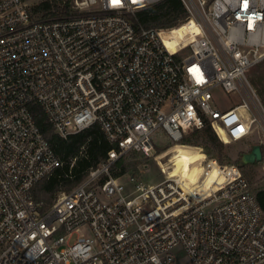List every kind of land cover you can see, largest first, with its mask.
Masks as SVG:
<instances>
[{"label":"built area","instance_id":"built-area-1","mask_svg":"<svg viewBox=\"0 0 264 264\" xmlns=\"http://www.w3.org/2000/svg\"><path fill=\"white\" fill-rule=\"evenodd\" d=\"M163 1L72 0L36 21L28 1L0 0V264H264V209L238 166L205 154L200 182L213 169L223 180L204 190L166 170L171 156L156 182L112 171L128 153L156 154L159 131L171 146L158 157L206 121L230 143L264 119L247 76L264 60V0H181L175 26L138 21ZM191 21L199 33L173 51L165 37ZM218 88L241 101L214 107ZM32 103L61 136L98 124L118 147L46 209L33 188L63 162Z\"/></svg>","mask_w":264,"mask_h":264},{"label":"trees","instance_id":"trees-1","mask_svg":"<svg viewBox=\"0 0 264 264\" xmlns=\"http://www.w3.org/2000/svg\"><path fill=\"white\" fill-rule=\"evenodd\" d=\"M26 1L29 2L32 18L36 21L58 18L72 11V0H36L33 3L31 0ZM137 15L138 21L145 27H171L186 18L188 13L181 0H165L149 9L140 10ZM189 24L197 32V24L194 21L189 22ZM166 41L171 49L176 50L174 41ZM30 108L40 130L49 141L57 157L63 162L53 174L40 180L33 188L35 200L41 203L43 209H46L53 204L56 198H54L55 192L61 188L67 187L72 189L78 185L92 167H96L106 161L109 157V151L113 148L118 149V147L109 141L105 132L98 124L70 134L68 137H63L56 132V129L39 103H32ZM180 143L204 146L208 150V155L220 158V160L223 159L218 152V147L223 144L216 136L208 121L205 122L203 128L185 134ZM169 146L171 144L159 147V150L168 148ZM128 154L131 157L126 159V155ZM128 154L116 161L112 167L115 175L130 173L129 171L139 162L135 156H143L136 152ZM243 154L240 158L241 163H244ZM197 182L198 179H195L193 183ZM255 193L264 209V189H260Z\"/></svg>","mask_w":264,"mask_h":264},{"label":"rangeland","instance_id":"rangeland-1","mask_svg":"<svg viewBox=\"0 0 264 264\" xmlns=\"http://www.w3.org/2000/svg\"><path fill=\"white\" fill-rule=\"evenodd\" d=\"M32 3L36 2V0H31ZM195 32L193 27L190 26L189 23L181 25L174 29L173 36L174 39H169L175 42V45L178 43L179 39L184 38L186 33ZM177 42V43H176ZM247 76L252 85L254 86L257 94L259 95L262 104L264 105V60L247 71ZM215 99L213 101L214 107L220 108H228L231 105L238 103L241 101V96L236 93H227L222 88H218L215 91ZM212 127V126H211ZM213 129V128H212ZM214 131V130H213ZM215 132V131H214ZM216 134V133H215ZM217 136V134H216ZM218 137V136H217ZM218 139L222 142L223 145L218 147V152L223 158L211 157L208 155V150L204 146L200 145H175L162 156L158 157V154H161L167 148L157 149V153L150 157L143 156H135L139 162L138 164L130 170V174H135L140 179L144 180L146 183L156 182L161 180L165 175L161 173L160 168L158 167L157 159L162 160V162H167L169 156H171L172 164L170 163L168 170L172 175L178 174L180 176L185 177V179H190L191 182H194L195 179H198V186L203 190L208 186L215 183L216 180H223V177L218 175L216 170H211L207 173L204 182H200V173L203 171L202 161L205 156L210 158L217 159L220 163L223 164H234L240 168L244 176L248 179L251 189L254 192H257L260 189H264V156L263 159L256 162H240L241 155L246 152H250L253 145L259 144L262 147L263 155H264V119L261 118V124H255L252 126V130L249 135L240 141L236 142H224L219 137ZM154 142L158 147H163L165 145L170 144V139L163 131H159L154 136ZM206 154V155H205ZM131 157L129 154L126 155V159ZM181 158V159H180ZM189 158L193 161V167L190 172H184L180 163L183 159ZM180 159V161H179ZM179 161V162H178ZM205 164V163H204ZM178 168V169H177ZM131 176L126 174L122 177V181L128 182ZM197 182V183H198ZM129 184V183H128ZM129 186V185H128ZM132 186V185H131ZM74 188V187H73ZM72 188V189H73ZM67 187L61 188L57 192L54 193V198L60 194L62 191H70ZM87 235H92L91 231L88 228H84L81 230Z\"/></svg>","mask_w":264,"mask_h":264},{"label":"water","instance_id":"water-1","mask_svg":"<svg viewBox=\"0 0 264 264\" xmlns=\"http://www.w3.org/2000/svg\"><path fill=\"white\" fill-rule=\"evenodd\" d=\"M263 150L261 145L255 144L253 145L250 152H246L243 154V160L244 162H256L263 159Z\"/></svg>","mask_w":264,"mask_h":264},{"label":"bare ground","instance_id":"bare-ground-1","mask_svg":"<svg viewBox=\"0 0 264 264\" xmlns=\"http://www.w3.org/2000/svg\"><path fill=\"white\" fill-rule=\"evenodd\" d=\"M198 30V29H197ZM199 33V32H198ZM166 40H169L165 37V42L167 43ZM168 45V43H167ZM169 46V45H168ZM170 47V46H169ZM171 48V47H170ZM173 51H176L175 49H172ZM180 167L184 172H190L192 170L193 167V161L189 158H185L181 161L180 163Z\"/></svg>","mask_w":264,"mask_h":264},{"label":"snow or ice","instance_id":"snow-or-ice-1","mask_svg":"<svg viewBox=\"0 0 264 264\" xmlns=\"http://www.w3.org/2000/svg\"><path fill=\"white\" fill-rule=\"evenodd\" d=\"M111 2H112V4H113L114 6H116V5H119V4L121 3V0H111ZM133 2H136V0H133ZM242 7H243L244 9H247V8H248V0H243V5H242ZM237 19H239V17H237ZM248 27H249V28L252 27V23H251V22H249ZM192 71H196L197 73L199 72L198 69H193ZM200 80H201V77L198 75V76H197V82H200ZM240 131H243V129L241 128Z\"/></svg>","mask_w":264,"mask_h":264}]
</instances>
